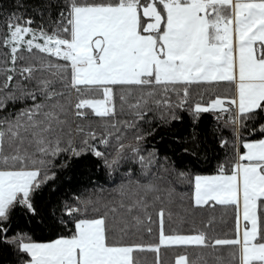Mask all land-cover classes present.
I'll use <instances>...</instances> for the list:
<instances>
[{
	"label": "snow or ice",
	"instance_id": "obj_1",
	"mask_svg": "<svg viewBox=\"0 0 264 264\" xmlns=\"http://www.w3.org/2000/svg\"><path fill=\"white\" fill-rule=\"evenodd\" d=\"M205 113L230 135L201 152ZM185 120L187 163L146 147ZM86 157L107 182L61 191ZM0 243L19 264H264V0H0Z\"/></svg>",
	"mask_w": 264,
	"mask_h": 264
},
{
	"label": "trees",
	"instance_id": "obj_2",
	"mask_svg": "<svg viewBox=\"0 0 264 264\" xmlns=\"http://www.w3.org/2000/svg\"><path fill=\"white\" fill-rule=\"evenodd\" d=\"M4 4L8 0H2ZM218 124L221 126L218 127ZM192 133L191 124L189 121H175L171 126L158 128V135L148 138L146 147L155 145L161 155L167 154L171 156L179 165L187 163V154L181 152L182 146H189L191 141L189 137ZM223 135H230V130L222 126V122H218L212 113H205L199 123L200 135V151L203 152L206 145H211L214 140H218ZM71 177V182L67 181L65 176ZM89 178L95 181L97 178L103 182H107V178L102 170L95 167L92 163V158H75L69 168L64 169L61 173V191L69 186L78 187L86 184ZM23 226V222H21ZM37 237L42 234L37 231ZM171 256L172 253H169ZM0 264H19L15 251L3 243H0Z\"/></svg>",
	"mask_w": 264,
	"mask_h": 264
}]
</instances>
